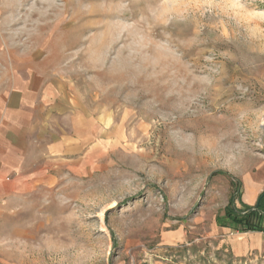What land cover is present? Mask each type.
I'll list each match as a JSON object with an SVG mask.
<instances>
[{
    "label": "rangeland",
    "instance_id": "374dc122",
    "mask_svg": "<svg viewBox=\"0 0 264 264\" xmlns=\"http://www.w3.org/2000/svg\"><path fill=\"white\" fill-rule=\"evenodd\" d=\"M21 79L64 86L82 163L0 211V264H264L219 224L264 192V0H0Z\"/></svg>",
    "mask_w": 264,
    "mask_h": 264
},
{
    "label": "crops",
    "instance_id": "0c3cea01",
    "mask_svg": "<svg viewBox=\"0 0 264 264\" xmlns=\"http://www.w3.org/2000/svg\"><path fill=\"white\" fill-rule=\"evenodd\" d=\"M68 101L64 86L47 80L21 79L0 94V211L34 186L58 182L62 170L81 167L82 116ZM257 199L242 203L253 207ZM221 229L234 259L264 249V233Z\"/></svg>",
    "mask_w": 264,
    "mask_h": 264
},
{
    "label": "trees",
    "instance_id": "16d2710c",
    "mask_svg": "<svg viewBox=\"0 0 264 264\" xmlns=\"http://www.w3.org/2000/svg\"><path fill=\"white\" fill-rule=\"evenodd\" d=\"M219 222L220 226L230 228L237 233H264V192L253 207L242 204L239 208L235 198L232 197Z\"/></svg>",
    "mask_w": 264,
    "mask_h": 264
}]
</instances>
